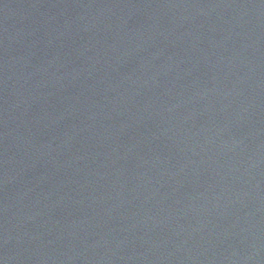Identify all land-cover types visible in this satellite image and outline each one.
<instances>
[{"label": "water", "instance_id": "95a60500", "mask_svg": "<svg viewBox=\"0 0 264 264\" xmlns=\"http://www.w3.org/2000/svg\"><path fill=\"white\" fill-rule=\"evenodd\" d=\"M0 264H264V0H0Z\"/></svg>", "mask_w": 264, "mask_h": 264}]
</instances>
